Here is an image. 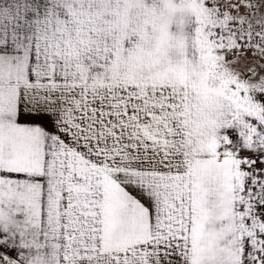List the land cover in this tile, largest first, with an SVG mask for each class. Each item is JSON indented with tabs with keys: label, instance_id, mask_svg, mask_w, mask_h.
Masks as SVG:
<instances>
[{
	"label": "snow or ice",
	"instance_id": "1",
	"mask_svg": "<svg viewBox=\"0 0 264 264\" xmlns=\"http://www.w3.org/2000/svg\"><path fill=\"white\" fill-rule=\"evenodd\" d=\"M0 264H264V0H0Z\"/></svg>",
	"mask_w": 264,
	"mask_h": 264
}]
</instances>
